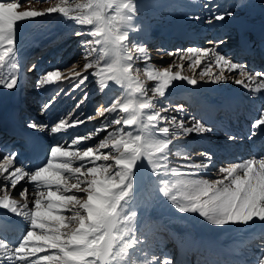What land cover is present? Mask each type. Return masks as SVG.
<instances>
[{
  "label": "snow or ice",
  "instance_id": "1",
  "mask_svg": "<svg viewBox=\"0 0 264 264\" xmlns=\"http://www.w3.org/2000/svg\"><path fill=\"white\" fill-rule=\"evenodd\" d=\"M34 2L38 0H0V89L11 91L19 83L18 34L37 18L58 14L72 24L71 34L80 38L84 63L43 73L38 87L62 78L75 80L79 86L93 77L101 92L112 91L114 95L96 110L104 122L88 134L74 136L66 145L32 143L31 167L23 166L19 152L0 149V264H174L171 258L160 260L155 255L141 258L148 245L137 232L136 205L146 191L158 200L163 198L161 202L170 204L181 216L197 214L201 222L214 228L254 237L252 258L244 264H264V154L229 162L217 170L215 179L201 174L202 169L212 166V156L206 153L201 156H206L207 163L182 165L192 171L169 168L171 146L177 137L171 136L169 127L161 126L167 120L161 113L168 108L158 105L156 97L166 98L174 82L196 86L197 80L173 71L172 64L159 69L149 65L151 58L145 55V47L132 43L130 33L138 31L135 21L144 6L138 0H58L43 10H19ZM213 3L206 0L204 4L212 13L208 24L234 16L230 9L214 10ZM209 43L215 46L167 55L187 59L190 69L208 61L200 76L212 83L231 78L234 84L264 99V71H249L220 53L222 40ZM138 60L144 61L143 69L136 67ZM213 65L218 74L213 73ZM175 67L180 69L183 64ZM35 69L34 64L29 70ZM141 71L148 81L155 82L150 89L140 79ZM87 99L85 94L76 107ZM54 103L53 98L45 108ZM179 110L183 111L182 105ZM191 119V126L182 120L174 124L175 117L168 123L184 136L203 138L213 131L201 120ZM83 123L61 118L51 126L29 123L27 127L50 129L55 136ZM113 125L119 127L109 131ZM250 128L249 140L264 134V105ZM102 132L105 134L98 143H85ZM236 139L227 135L229 142ZM178 154L191 160L188 152ZM16 229L20 230L18 239H7Z\"/></svg>",
  "mask_w": 264,
  "mask_h": 264
},
{
  "label": "rangeland",
  "instance_id": "2",
  "mask_svg": "<svg viewBox=\"0 0 264 264\" xmlns=\"http://www.w3.org/2000/svg\"><path fill=\"white\" fill-rule=\"evenodd\" d=\"M56 2H58V0H38V2H34L31 5H25L23 8L19 10L24 11L30 8H33L35 10H43L53 6L54 3ZM78 2H83V0H78ZM196 2L198 4L201 3L202 5V8L201 6H199L201 8V13L208 14L206 15V17L203 18L204 20L203 19L201 20L203 21L202 23L205 24L208 18L212 15L209 9H206L204 7L206 0H138V3L144 6L142 7L138 15L140 17L144 16L146 20L150 21L152 25L151 27L152 29H158V27L173 28L180 24H184L187 27L189 26L190 27L189 29L194 30V28H197V26L202 25L201 21L199 23H196L198 22V20H200L199 18L200 16L198 17L197 21H193L194 18H196L195 16L189 20H184V18L189 16L187 13L184 12V7H190L191 4ZM170 4H173L175 8L170 9L169 8ZM212 8L216 11H224L225 9H230L231 11L234 12V16L230 18H226L224 21H218L222 23L224 22L223 25L221 26L226 28V29L222 28L221 31H219L221 26H218L220 28H215L218 25L217 24L215 26L217 22H214L215 24H211V25L207 23L205 27H207V29L211 28V30L207 32V36L205 37L206 39L205 43H203L198 48L214 47L215 45L210 44L209 41H216V42H219L221 40L224 41L222 38L226 34L230 35L231 37L233 36L232 37L233 39L230 40L228 43V47L232 46L231 43L234 42V39L240 37L252 38V37H257L261 33L264 34V0H214ZM181 13H183V15ZM180 17L182 19H180ZM136 20L137 23L138 22L141 23L140 21H138V19ZM52 23L54 25H58L62 31L64 30L63 31L64 33H62L63 34L62 39L56 43L47 41V39L48 38L50 39L51 36L56 32L50 33V35L40 38L42 35H45L47 33V29L51 26ZM72 27L73 26L70 22L59 18L58 14H52L51 16H46L44 18H37L34 24H28L18 34V38H19L18 47L21 46L20 50L18 51H19V55L21 53V56L17 57L19 67L16 71H17V75L19 74L22 75V76L20 75L18 76V78L21 79V82L18 83V86L21 85V92L24 93L25 91L26 94H28V96L24 95V98L27 96V99L35 100L37 97H39L41 102V105L38 106L37 108L35 107L34 109L31 108L33 110H30V113L39 118L43 117L41 119L43 125H49V126H51L54 122L59 121L61 118L65 119L68 123H71L75 119L84 121L83 124L69 128L67 129L66 132H62L61 134L55 136L50 134V129L45 130L49 137L47 138L51 140V144L59 143L61 145H66L70 143L72 137L86 135L89 132L93 131L96 127H98L101 123L104 122V117L96 115V110L100 108L101 105L107 104L114 95L112 91H107L106 93L101 92L96 82V78L93 77H89V79L83 85H79V86H77L75 80L69 82L68 79L62 78L61 81H57L54 82L53 84L46 85L43 88L38 87L37 81L38 79L41 78V75L43 73L54 69H66L73 63H79L81 66L84 63V60L82 59L81 56V47L78 42V39L80 38H77L71 34ZM224 30L227 31L223 34L221 33L222 35H219V33L224 32ZM253 31H255V34L251 33ZM35 32H45V33H42L41 35H37L33 41L22 43V40L25 39L27 35ZM182 33L183 31H180L177 34H182ZM133 40L132 42L134 44H139L143 46L142 45L144 43L143 40H137V39H133ZM263 43H264V39H263ZM220 46L222 45L219 44L218 47ZM144 47L146 49V53L152 52L151 55H149V57L151 58L148 61L149 65L159 66L166 64V66L164 67L169 66V63H167L166 59L170 56H168L167 53L170 52L174 53L175 50L160 52L158 50L156 51L150 49L149 47H147V45ZM22 49H25L27 52L22 51ZM45 50H48V52L46 51V53L48 54L45 53ZM176 52L179 51L177 50ZM173 57H179V56L174 55ZM229 58L232 59V57ZM31 62L34 63L41 62L40 68L35 73L33 79H30L29 77L25 76V70H26L25 66L26 65L28 66L27 67L28 70V68L31 66L30 65ZM137 62H136V67L143 69L145 64L144 63L140 64ZM214 67L215 66L213 65V69H214V70L212 69L213 73L218 74L219 73L217 71L218 69ZM4 71H8V70L5 69ZM64 75L67 76L68 73L65 72ZM232 75L234 76V78L237 79L241 78L239 77L238 74H232ZM200 77L201 76L197 77V79H199ZM23 78H24V82H23ZM140 79L145 82V86L148 87L149 89L155 84L154 81H148L147 77L143 74L142 71L140 73ZM109 83L111 84V82ZM182 83H186V82H182ZM182 83L179 84L180 87H178L179 85L176 86L175 84L173 87H170L168 89L166 98L161 99L160 97L157 96L156 100L158 105L162 104L164 107L168 108V112L161 113L162 116L167 117V120L161 122V126L169 127L171 136L177 137V139L173 141V145L171 146L172 152L169 155V168H177L180 171H192L191 169L183 168L182 165L191 162L207 163L206 156H201V153H206L207 155H209V152L199 150L198 147L195 145V142L196 141L198 142L199 139L203 141H206L208 139L210 143L209 142L206 143L204 147L208 148L214 146L215 149L218 135L217 133L212 131L205 133L203 138H201L196 134H190L188 136H184V134L180 131L178 127H174L173 124L168 123V121L172 120V118L175 117L174 124L176 125H178L181 120L184 122L185 126H191L192 124V119H191L192 117L190 116L191 112L189 110H186L188 108L187 105H182L183 111L179 110V106H181V104H185V103H181L182 100H184L185 98L182 95H180L179 97H177L179 100L178 102H172V100H175V98L173 99L172 95L176 91L180 92L183 90L181 87L183 86ZM207 83L212 84V82L210 81H207ZM112 87L116 88L117 91H121L118 88V86L112 85ZM16 88L14 90H16ZM239 88L240 86L234 84L232 82V79L230 78L227 82L223 84H216L214 93L212 91L210 93L203 92L202 94L194 93V95L196 96H192V97L195 98L196 100L199 98L197 101H201V98L202 99L204 98L203 101L209 102V104L222 102L226 97L231 98V102L229 103L231 104L236 103V99L233 97V94L240 95L241 98H248V99L253 98L252 93L240 92L244 90L243 89L240 90ZM237 89H239L238 90L239 93H236ZM2 90L3 89H0V93L2 92ZM85 94H87L88 99L79 108H77L76 107L77 104L81 101L82 97ZM149 95H151V92H149ZM53 98L55 99L54 105L50 109H46L45 108L46 104ZM38 100L39 99L37 98V102ZM22 101H24V99H22ZM22 101L20 103H22ZM258 105L260 106L259 108H256V113L260 109L261 105H264V103H258ZM107 115L108 114H105V116ZM89 116H93L94 119L88 120L87 117ZM195 116H196L195 119L201 120L202 114H199V111L196 110ZM118 127L119 126L113 125L108 130L114 131ZM104 134L105 133L102 132L99 134V136L93 138V140L87 141L85 143L86 144L98 143L99 139H102ZM43 135L46 138V134L43 133ZM184 138L191 139V142L183 143L182 141ZM183 146H186V148L184 149ZM109 150L110 149H105L103 151H109ZM183 152H188L191 156V160L186 161L182 155L178 154ZM212 162L213 165L209 169L201 170V173H204V171H206L203 174L205 178H209V179L217 178V174H218L217 170L220 167L226 165V164L224 165L219 164L215 166V161L213 158H212ZM17 198L19 199V197ZM162 199L163 198H161L160 200L156 199L151 194L150 191H146L142 193L140 197H138V202L136 205V210L138 211L139 214L137 232L138 235L142 234L141 235L142 239L145 238L147 239V245H148L145 248V251L141 253V258L147 257L148 259H152L153 255H155L156 258L163 260L161 253L149 251L151 248L150 246L153 245L152 242H155L154 240L151 241L150 239L152 234L151 232L154 231L160 233L161 235L168 234L170 240L172 242L174 240V245H177L178 247L176 248L170 247L172 250H177L180 248H184L186 250L188 246H190L192 250H198L200 246L201 247L203 245L205 246V242L207 241V239L211 241L210 246L213 245L218 249H222L225 244H229L233 242V237L231 235V232L219 228H214L213 226L207 225L206 222H201L202 218L198 217L197 214H192V216L189 217L181 216V214L175 212V209L172 208L170 204L162 203L161 202ZM21 203H23L22 200ZM176 233L177 235L175 236ZM232 233H234V235H240V233H235V232ZM182 243H188V245L182 247L181 246ZM229 248H231V246ZM148 251L150 254H148ZM176 256L177 255H175V257Z\"/></svg>",
  "mask_w": 264,
  "mask_h": 264
},
{
  "label": "bare ground",
  "instance_id": "3",
  "mask_svg": "<svg viewBox=\"0 0 264 264\" xmlns=\"http://www.w3.org/2000/svg\"><path fill=\"white\" fill-rule=\"evenodd\" d=\"M167 3V2H166ZM161 7V6H160ZM183 7V6H182ZM175 10V9H174ZM172 11V10H171ZM170 11V12H171ZM187 12L190 14L189 16H192V17H196V18H194V20L193 21H197V19H198V17H199V15H200V7H199V5H195L193 8H191V9H187ZM192 14V15H191ZM169 15V14H168ZM200 18V17H199ZM137 19V18H136ZM176 19V18H175ZM174 19V20H175ZM178 19V18H177ZM180 19H182L181 17H180ZM189 19H191V18H184V20H189ZM201 19V18H200ZM137 21V20H136ZM135 21V22H136ZM139 21V20H138ZM199 21V20H198ZM53 22V21H52ZM176 22V21H175ZM48 23V22H47ZM137 23V22H136ZM139 23V22H138ZM137 23V24H138ZM146 23V22H145ZM145 23H139L138 24V31H136V32H131L130 33V35H132L131 37H130V39H131V41L133 40V39H138V37H136V35L135 34H139V35H143V34H145L146 32L147 33H149L150 32V26H148L147 24H145ZM182 23V22H181ZM202 23V22H201ZM224 23V22H223ZM223 23L222 22H218V25L216 26V27H218V26H221V25H223ZM67 24V23H66ZM203 24V23H202ZM226 24V23H225ZM174 25V24H173ZM172 25V26H173ZM43 26V25H42ZM41 26V27H42ZM54 26V27H53ZM171 26V27H172ZM212 27H213V25H212ZM48 28V27H47ZM59 28V26L58 25H54L53 23L51 24V26L47 29V33L45 34V35H42L40 38H42V37H45V36H48V35H50V33H54V32H63L60 28ZM159 28V27H158ZM169 28V27H168ZM186 28H188L186 25H184V24H180V25H178V26H175V27H173V29L172 28H169L170 30H168V32L169 31H173V32H176V33H179L180 31H185L186 30ZM206 27H205V25L201 28V30H202V32H205V29ZM172 29V30H171ZM42 33H45V32H35V33H30L29 35H27L26 36V38L25 39H23L22 40V43H26V42H29V41H33L35 38H36V36L37 35H41ZM222 33V32H221ZM196 34H199L198 32H196ZM206 35V34H205ZM61 36H62V34H60V33H58V34H54V35H52L51 36V38H50V41H55V40H58V39H60L61 38ZM39 38V39H40ZM47 38V37H46ZM49 39V38H48ZM47 39V40H48ZM139 39H142V38H139ZM225 39H229V37H225ZM134 41V40H133ZM196 41H204L202 38L201 39H199V40H195L194 42V44H196ZM133 43V42H132ZM143 46H146L147 45V43H143L142 44ZM196 45H198V44H196ZM222 46H220V47H218V51L220 52V53H224V49L225 48H227V45H226V42H224L223 41V43L221 44ZM226 46V47H225ZM185 49H187V48H185V47H182V48H180L178 51L179 52H174V53H181L183 50H185ZM22 51H26L25 49H22ZM151 53L152 52H148V53H145V55H147V56H149V55H151ZM231 53V52H230ZM169 59V60H168ZM234 58L232 57V60H233ZM152 61V60H151ZM166 61H167V63H169V64H172L173 65V68H172V70L173 71H177V70H179V71H181V74L183 75V76H187V77H191V78H195L198 82H197V85L196 86H191V85H188L187 83H182V82H186V81H179V82H174V84L177 86V85H179L180 83H182V85L183 86H181L182 87V89L184 90H182L181 92H175L172 96H173V99L175 98V100L173 101V102H178L179 100H178V98L177 97H179L180 95H182L184 98H185V96H188L187 94H189V93H197V94H202L203 92H215L214 90H215V86H216V84H223V83H225V82H221V83H212V84H209V83H207V81H209V80H207L208 79V77H200L199 79H197V77H199L200 76V72H201V70L204 68V67H206L207 66V63H208V61H205V62H203L199 67H197V66H195V65H193V68H189L188 67V64L190 63V61H188L187 59H185V60H183V61H181L180 59H179V57H173V56H171V57H168L167 59H166ZM234 61V60H233ZM137 63H144V61H142V60H139ZM177 63H179V64H183V67L182 68H180V69H177L176 67H175V65H177ZM35 64V63H34ZM33 64V65H34ZM36 65V69L35 70H33V71H36L37 70V68L39 67V66H37V64H35ZM164 66H166V64H163V65H159V66H155L156 68L158 67V69L159 68H162V67H164ZM168 67V66H167ZM215 68V67H214ZM214 70V69H213ZM212 70V71H213ZM216 70V69H215ZM218 72H219V69L217 70ZM227 74V73H226ZM19 82H21V79L19 78ZM178 87H180V85L178 86ZM235 87V86H234ZM20 88H21V85H19L17 88H16V90H11V91H9V90H2V92L0 93V108L3 106V104L6 102V101H8L9 99H13V98H16V100H17V103H20L21 101H22V99H25L24 98V93L23 92H21L20 91ZM240 90L241 89H243L244 91H248L247 89H245V88H243L242 86H240V88H239ZM238 89V90H239ZM212 95V94H211ZM201 97V96H200ZM177 98V99H176ZM199 99V98H198ZM197 99V100H198ZM202 99V98H201ZM204 99V98H203ZM183 101V100H182ZM200 102V101H199ZM216 105V104H215ZM43 118V117H42ZM33 130V129H32ZM39 133H45L46 134V139L47 140H49L48 138V134L46 133V131H45V129L43 128V127H41L39 130H37ZM214 136V135H213ZM48 137V138H47ZM211 137V136H210ZM203 141V140H202ZM8 144H10V143H8ZM201 144H203V143H201ZM204 145V144H203ZM182 150V149H181ZM173 163V162H172ZM24 167H29V166H25V165H23ZM0 182H2V179L0 178ZM150 194V193H149ZM0 195H2V192L0 193ZM189 217V216H188ZM210 243H211V241L209 240V239H207V244H206V246H208L209 247V245H210ZM185 244H188V243H185ZM181 246L183 247V245L181 244ZM151 247V246H150ZM211 248H213V247H211ZM231 249H235V247L233 246V245H231ZM151 252V251H150ZM154 253V252H153ZM157 254V253H156Z\"/></svg>",
  "mask_w": 264,
  "mask_h": 264
}]
</instances>
